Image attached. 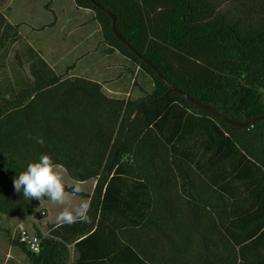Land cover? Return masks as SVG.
Returning a JSON list of instances; mask_svg holds the SVG:
<instances>
[{
	"label": "trees",
	"instance_id": "16d2710c",
	"mask_svg": "<svg viewBox=\"0 0 264 264\" xmlns=\"http://www.w3.org/2000/svg\"><path fill=\"white\" fill-rule=\"evenodd\" d=\"M74 2L92 12L105 55L129 62L139 96H113L74 66L57 72L37 52L8 87L3 51L15 38L0 15V231L9 246L30 264H264V119L236 127L170 91L106 13L174 87L244 123L264 115V0ZM41 154L71 180L96 184L77 194L91 222L49 225V236L35 228L36 254L19 242L15 218L34 215L39 201L13 180Z\"/></svg>",
	"mask_w": 264,
	"mask_h": 264
},
{
	"label": "rangeland",
	"instance_id": "374dc122",
	"mask_svg": "<svg viewBox=\"0 0 264 264\" xmlns=\"http://www.w3.org/2000/svg\"><path fill=\"white\" fill-rule=\"evenodd\" d=\"M9 0H0V13H6L5 3ZM14 5L10 11L11 17L19 20L26 18V24L23 25L22 31L25 34L23 44L28 38V43L35 51L49 62L54 69L64 72L67 66L74 64L77 66V75H86L95 78L105 85V90L117 97H134L139 96L138 91L133 90L132 82L125 76H117L120 71L121 60L129 65L120 55L119 59L110 57L104 58L105 47H99L101 36L97 22L89 20V15L84 10H79L74 0H14ZM58 16V17H56ZM56 25H49L55 23ZM33 21V22H32ZM88 22V23H86ZM86 23V25H85ZM84 24V30L74 32L76 26ZM31 25L43 26L42 31H32ZM92 31L95 35L90 37L89 43L78 50L73 51L75 42L80 44V38L88 36ZM32 37V40H31ZM39 38V41L36 40ZM79 38V39H78ZM83 42V41H81ZM77 44V45H78ZM56 46V48H54ZM53 48V49H52ZM84 55L83 62L78 57ZM104 58V60H103ZM75 62V63H74ZM116 68H119L117 71ZM64 180L67 187H73L78 184L81 191L91 193L95 186V181L79 183L71 180L67 172L62 168ZM87 200L79 195H69V199L64 205L53 203L49 198L44 197L39 200V205L35 207L34 215L45 211L46 215L40 220V227L43 231L48 230L49 225L59 224L57 217L64 207H75L82 201ZM88 201V200H87ZM15 228V224H13ZM8 226H11L8 224ZM13 228V229H14ZM5 234L0 231V264H30L26 257L19 251L9 247Z\"/></svg>",
	"mask_w": 264,
	"mask_h": 264
},
{
	"label": "clouds",
	"instance_id": "9594fccd",
	"mask_svg": "<svg viewBox=\"0 0 264 264\" xmlns=\"http://www.w3.org/2000/svg\"><path fill=\"white\" fill-rule=\"evenodd\" d=\"M37 143L43 144L42 139ZM15 192L22 193L26 200H41L49 198L53 203L64 205L69 199V191L64 180L62 165L55 162L49 154H41L38 161L27 165L25 171L21 172L13 180ZM81 192V187L76 184L72 187L71 195ZM90 203L82 201L75 207H64L57 217L62 224H74L77 222H91Z\"/></svg>",
	"mask_w": 264,
	"mask_h": 264
},
{
	"label": "crops",
	"instance_id": "0c3cea01",
	"mask_svg": "<svg viewBox=\"0 0 264 264\" xmlns=\"http://www.w3.org/2000/svg\"><path fill=\"white\" fill-rule=\"evenodd\" d=\"M13 1L14 0H9L8 2L6 1V3H5L6 13H4V14H1L0 13V15L4 16V18H5V22H6L5 25H6V28L8 29V31H9L8 32L9 35L15 38L14 39V42H12L10 44V46H8V47L6 45L5 46L6 49H4V51H3L4 53L7 54L8 57H11L10 60H6V65H7V68H6L7 76L5 77L6 85L8 87H11V88L14 89V86H15L14 83H15L16 80H15V77L13 76V73H15V74H21L22 71L24 70V74L26 76V74L29 73L28 63H26L27 62V59H28V56L30 54H34L36 51H35V49L32 46L29 45V43H28V38L29 37L26 39V42L23 44V40L25 39V34H24V32L21 29H22L23 25L26 24V21H25L26 18L25 19H22V20H19L16 17H11L10 11L12 9V6L14 5ZM52 1H54V0H52ZM74 4H75V2H74ZM84 11L86 13H88L87 15H89V17H90L89 20L95 22L94 21V18H93L92 12L89 11V10H84ZM56 17H58V16H56ZM55 19H56L55 23L53 24V22H51V23H49V25H51V26L56 25L58 18H55ZM86 23H88V22H86ZM86 23H85V25H86ZM85 25L84 24H81L79 26H76V29L75 30H72V31L77 32V31L84 30V26ZM31 28H32V31L33 32L34 31H42L43 26H36L35 27V26L31 25ZM96 32H100V26L99 25H98L97 31H95V34H96ZM88 34H89L88 36H83L82 38H80V41H79L80 44L76 43L78 40L75 42L73 51L78 50L80 48V46L83 47L86 44H88L89 43V40H90V37L93 38L94 35H95L92 31H89ZM100 36H101V39H100V42L98 43V45L100 44L99 47H101V46L104 47L101 32H100ZM7 40L9 41V40H12V39H7ZM31 40H32V37H31ZM36 40L39 41V38H36ZM81 41H83V42H81ZM54 48H56V46H54ZM117 55L119 56L118 53H114V54H111V55H108L107 56V55H105V52H104V58L105 57H110V59L111 58L115 59V57H116V59H119L117 57ZM16 57H19L20 59H17ZM14 58H16V60H14ZM78 58H80V59H77L78 61L81 60L83 62V58H85V56L84 55L83 56L80 55V57H78ZM104 58H103V60H104ZM47 63L51 66L52 69H54L53 66L49 62H47ZM121 63L122 64L120 65V71H118L119 68H116V70L118 69L117 70L118 71L117 72L118 73L117 76L118 75H120L122 77L125 76L127 79H129L130 75H128V74L126 75V68L129 65H127V63L124 62V61L122 62V60H121ZM72 66H74V64H72L70 66H67L65 68L64 72L66 71V69L68 67H72ZM77 66H74V70L72 72V73H74L75 76H79V77H84V78H89V79L97 80L95 78H90V77H88L86 75H77L78 72L75 71V70H77ZM54 70L57 71L56 69H54ZM57 72H59V71H57ZM97 81H99V80H97ZM99 82H101V81H99ZM102 84L105 85L104 83H102ZM104 88H105V86H104Z\"/></svg>",
	"mask_w": 264,
	"mask_h": 264
},
{
	"label": "built area",
	"instance_id": "2783aa9c",
	"mask_svg": "<svg viewBox=\"0 0 264 264\" xmlns=\"http://www.w3.org/2000/svg\"><path fill=\"white\" fill-rule=\"evenodd\" d=\"M46 215L45 211H41L40 217L31 215V216H18L16 220L15 231L19 236V242L24 244L28 250L33 253H39L41 250L42 238L38 236L34 231L35 228H38L43 232L44 236H49L48 231H43L40 227V220Z\"/></svg>",
	"mask_w": 264,
	"mask_h": 264
},
{
	"label": "water",
	"instance_id": "95a60500",
	"mask_svg": "<svg viewBox=\"0 0 264 264\" xmlns=\"http://www.w3.org/2000/svg\"><path fill=\"white\" fill-rule=\"evenodd\" d=\"M94 3L96 4V6L102 10H104V8L98 4L96 1H94ZM106 13L108 15L111 16V18L113 19V31L115 33V35L121 40L123 41L125 44H127V46H129V48H131V50L136 54L138 55L144 62L148 63L157 73L158 75L161 77V79L169 86L170 88V91H174V92H177L179 94H181L183 97H185L186 99H188L190 102H192L193 104L197 105L198 107L202 108L203 110H205L206 112L212 114L213 116H215L216 118H219L220 120L228 123V124H231V125H234L236 127H245V126H248L250 124H253L255 123L256 121L258 120H263L264 119V115L262 116H259V117H256L248 122H244V123H240V122H235L227 117H224L223 115L219 114L218 112L212 110L211 108L203 105L202 103H200L199 101L191 98L190 96H188L186 93H184L183 91H181L180 89L174 87L160 72L159 70L154 66L152 65L146 58H144L140 53H138V51H136L116 30V16L114 14H112L111 12L109 11H106Z\"/></svg>",
	"mask_w": 264,
	"mask_h": 264
}]
</instances>
